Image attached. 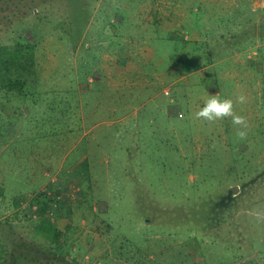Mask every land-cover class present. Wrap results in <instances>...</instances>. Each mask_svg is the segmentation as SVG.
I'll return each instance as SVG.
<instances>
[{
    "label": "rangeland",
    "instance_id": "rangeland-1",
    "mask_svg": "<svg viewBox=\"0 0 264 264\" xmlns=\"http://www.w3.org/2000/svg\"><path fill=\"white\" fill-rule=\"evenodd\" d=\"M39 4L8 36L37 68L0 94V264H264V0ZM211 94L245 139L195 117Z\"/></svg>",
    "mask_w": 264,
    "mask_h": 264
},
{
    "label": "trees",
    "instance_id": "trees-1",
    "mask_svg": "<svg viewBox=\"0 0 264 264\" xmlns=\"http://www.w3.org/2000/svg\"><path fill=\"white\" fill-rule=\"evenodd\" d=\"M8 2L11 5H8L5 9L0 6V94L10 99L14 96L26 97L31 94L29 85L31 84V78L36 75L37 61L35 38L33 36L35 32L33 30L30 31V28L24 24L26 26L24 31H30L28 34L23 32L15 41L8 39V36L10 37L12 31H14L16 23L19 20L27 22L34 9L39 7L40 4L39 0H8ZM15 2H17L14 5L15 7L9 8ZM7 8H9L8 12L6 11ZM12 8L15 9L12 11ZM31 35L33 36L32 39L29 38ZM5 37H7V40L4 41ZM33 205L37 206L36 210L40 213H44L46 209L53 210L55 208L53 203L46 208L45 205L40 204L39 198L33 200ZM24 212L26 215L31 214L28 209ZM50 223L48 222V224ZM19 248L23 250L21 247ZM13 254V260L17 257L16 264H20L22 258L27 260L25 254L19 253L18 255L15 251ZM13 260L10 261V264Z\"/></svg>",
    "mask_w": 264,
    "mask_h": 264
},
{
    "label": "clouds",
    "instance_id": "clouds-1",
    "mask_svg": "<svg viewBox=\"0 0 264 264\" xmlns=\"http://www.w3.org/2000/svg\"><path fill=\"white\" fill-rule=\"evenodd\" d=\"M246 100V96L240 94L235 102L244 104ZM195 117L211 123L230 117L233 126L237 128L236 135L242 140L247 137V119L234 111V101L231 98H221L218 94L209 95L203 106L195 112Z\"/></svg>",
    "mask_w": 264,
    "mask_h": 264
}]
</instances>
